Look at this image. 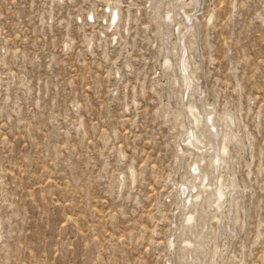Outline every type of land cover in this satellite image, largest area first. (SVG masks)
I'll list each match as a JSON object with an SVG mask.
<instances>
[{
	"label": "rangeland",
	"instance_id": "rangeland-1",
	"mask_svg": "<svg viewBox=\"0 0 264 264\" xmlns=\"http://www.w3.org/2000/svg\"><path fill=\"white\" fill-rule=\"evenodd\" d=\"M158 1L0 0V264H190L199 237L205 264H264V0ZM187 31L203 104L234 121L221 210L182 208Z\"/></svg>",
	"mask_w": 264,
	"mask_h": 264
},
{
	"label": "bare ground",
	"instance_id": "bare-ground-1",
	"mask_svg": "<svg viewBox=\"0 0 264 264\" xmlns=\"http://www.w3.org/2000/svg\"><path fill=\"white\" fill-rule=\"evenodd\" d=\"M156 1H158V0H156ZM184 1L185 0H177L176 4H174V5H176V8H179V5ZM194 1L196 3L199 2V0H194ZM158 2H160V1H158ZM152 5H154V4H152ZM115 7H116V5H115ZM156 8L158 9V7H156ZM180 12L176 13V15H178L180 17L181 22H179L178 17L176 18V16H174L170 19L172 23H174V24L177 23L178 25L183 24L182 18H181L182 16H181ZM166 17L163 18V25L166 26L167 31H169L168 33H171V30L169 29L170 24L166 21V19H168L170 17V14H168ZM119 20H120L119 11H118V7H116L112 11V15L110 17L109 27L111 29H116L119 25ZM210 20H212V17L210 18ZM188 22L191 23L190 29H191V32H193L192 38H194V40H195L193 44L196 45L197 44L196 31H195L196 25L193 24V20H191L190 17H188ZM186 27L188 30L189 25ZM168 33H165V35L167 34V36H168ZM187 33H188V31L185 34H183L181 41L179 43V46H178L179 58H178L177 64H176L177 73H178L177 78L178 79L176 80V82L181 84V88L183 89V98H181V99H183V100L185 99V94H188V98L190 96H192V97L195 96V94H198L199 96H198V105L195 103L192 104V103L188 102L189 105L186 106L185 105L186 103L185 104L182 103V108L184 110H186V113L189 116L188 117V127L185 126L186 132L184 135V142L188 148H190L191 150L196 152V153H194L195 155H194V158L192 159L193 163H192L191 170L188 171L187 175L184 176V179H183V182L181 185L182 190L180 193H181V195H186V197H187L184 204L182 205L183 206L182 208L184 210L188 209L191 206L193 208L194 202H196L197 205H202L203 203L207 202L210 205L212 203L213 206L212 205L211 206L216 208V210H221L222 209V203H223L221 201L222 197L225 196V199H226L225 202H229L231 205H233L232 201L234 200V195L238 191V183L236 181L234 174L231 173L229 175V178H228L229 182H228V184L225 185V187L223 184H222V186L220 184V181L223 179V178H221L222 176L221 177L217 176V174H220L219 173L220 169H222L225 165L226 166L228 165V157H229V153H230L229 144L232 142L233 138H235L234 133H233L234 130H232L233 129L232 124L234 123V121H233V117L228 112L227 113L225 112L223 114V116L216 117L215 109H214L215 107L214 108L213 107L208 108L205 104H203L204 92H203L201 86L199 85V83H196L195 80H193V78H192V75H194L193 74L194 72L191 69L192 63H193L192 62V56L189 54L190 48H188V46L186 45L187 43H185V40L188 37L187 35H189ZM164 38H165V36H164ZM168 41H170V40H168ZM165 48L166 47H164V49ZM194 51H197V50L194 48ZM169 54H170V52L167 50V55H169ZM166 60L167 61L164 64L165 69H168L169 66L171 68L170 60H169L168 56L166 57ZM181 111L183 112V110H180V112ZM195 112H198L197 116H195ZM182 114H184V112ZM226 168H228V167H226ZM218 183H219V186H218ZM198 184H200L203 187V189L197 190L196 195H194V197H193L192 196V189L200 186ZM208 186L216 187V188L213 191V190H209ZM189 198H191V199L188 202ZM193 198H195L196 201L193 202V200H192ZM200 200L201 201L204 200L205 202H202V204H200ZM195 208H197V206ZM195 208H194L195 213L192 212V214H190V215L187 213L189 216H186V215H185L186 217L184 216L185 218L183 219V221L181 222V226L179 227L180 230H179L178 236L181 235L183 237L184 235L187 236V233H189L191 235H195V233H197V228H199L198 226L200 224H202V223H200L198 225L199 220L202 216H199L197 213H201L202 211L199 210L200 212H197V209H195ZM209 226L210 225L205 224V230L208 229ZM209 228H211V227H209ZM202 231H203V229H202ZM207 231H209V230H207ZM207 234H208V232H207ZM195 237L196 236H194V238ZM201 237L203 240V236H201ZM199 238L197 240H195L196 239L195 238L194 242H193V240L188 241V244H191L192 247L194 246L193 252L196 254L199 253V255H200V256L198 255L197 258L195 257L196 259L192 258L193 261L190 264H205V262L207 263V261L205 260L206 258L203 259V258H201V256L205 257L208 252H206L204 247L200 245L201 241ZM207 239H209V238H207ZM208 245H209V243H208ZM180 254H181V252H180ZM189 254H191V253H189ZM196 254H194V255H196ZM215 255H216V253H215ZM208 256H206V257H208ZM197 259H199V260H197ZM208 259H209V257H208ZM183 260L185 261V259H183ZM186 260H187V257H186ZM195 260H197L198 262H195ZM179 261H180V259H179ZM187 262H188V260H187Z\"/></svg>",
	"mask_w": 264,
	"mask_h": 264
}]
</instances>
